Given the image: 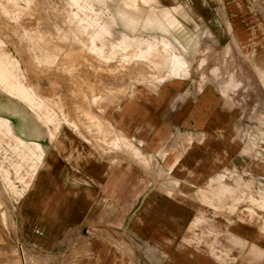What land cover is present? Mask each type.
I'll use <instances>...</instances> for the list:
<instances>
[{"label":"crops","instance_id":"crops-1","mask_svg":"<svg viewBox=\"0 0 264 264\" xmlns=\"http://www.w3.org/2000/svg\"><path fill=\"white\" fill-rule=\"evenodd\" d=\"M149 2L155 6L143 29L161 31L168 78L108 106L102 127L96 123L97 142L66 122L50 138L18 101L15 113H2L16 134L41 143L44 154L22 195L11 200L15 232L0 243V264L12 256L18 264H82L75 257L91 248L71 246L80 236L95 239L96 264L112 256L118 264H263L264 247L252 244L253 235L211 208L226 200L235 205L243 191L220 183L204 199L195 196L214 173L245 169L255 155L237 134L245 122L242 103L231 96L239 85L234 75L217 88L204 75L193 77L190 65L204 45L236 51L262 38L264 0H142ZM258 15L260 23L253 20ZM256 51L253 59L264 61L262 48ZM255 67L264 81V63ZM211 72L219 77L218 68ZM105 132L113 134L108 143ZM115 137L118 147L110 143Z\"/></svg>","mask_w":264,"mask_h":264},{"label":"rangeland","instance_id":"rangeland-1","mask_svg":"<svg viewBox=\"0 0 264 264\" xmlns=\"http://www.w3.org/2000/svg\"><path fill=\"white\" fill-rule=\"evenodd\" d=\"M154 6V2L143 4L142 0H0V243L9 242L15 232L11 200L22 195L29 180L27 174L36 169L44 154L41 143L16 134L12 121L2 113H15L18 101L44 126L50 138L66 122L77 133L97 142L108 106L136 87L155 86L168 78L164 41L156 36L161 31L143 29L148 22L147 12ZM137 19L142 29L131 23ZM253 20L262 22L259 15ZM262 27V38L243 49L200 47L190 74L195 73L196 79L204 75L217 88L229 74L234 75L239 85L231 96L242 103L245 122L237 125V134L246 142L248 155H255L249 157L245 169L226 167L214 173L195 196L204 199L220 183L242 190L235 205L226 200L211 208L227 215L233 228L253 235L252 244L264 247V206L259 201L264 198V169L258 166L263 165L261 160L264 162V81L255 67L264 61H255L251 56L257 49L264 51V24ZM236 53L245 56L238 60ZM202 58L206 62L200 66ZM215 67L218 78L211 72ZM111 137L112 133L105 132L102 140L108 143ZM119 141L115 137L110 143L118 147ZM220 173L224 177L216 181ZM90 240L80 236L71 243L91 248L75 257L82 258V264H96L97 243L94 238ZM115 243L131 253L125 243ZM262 258L264 264V253ZM3 260L18 264L14 256ZM109 260L106 264L119 263L115 256Z\"/></svg>","mask_w":264,"mask_h":264},{"label":"bare ground","instance_id":"bare-ground-1","mask_svg":"<svg viewBox=\"0 0 264 264\" xmlns=\"http://www.w3.org/2000/svg\"><path fill=\"white\" fill-rule=\"evenodd\" d=\"M16 3H17V2H16ZM175 60H176V57H172V61L175 62Z\"/></svg>","mask_w":264,"mask_h":264}]
</instances>
